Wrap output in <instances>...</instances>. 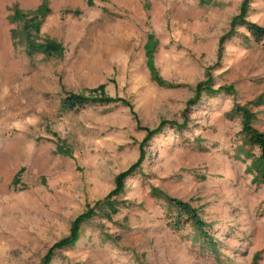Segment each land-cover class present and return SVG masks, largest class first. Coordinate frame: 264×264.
Segmentation results:
<instances>
[{
	"label": "rangeland",
	"instance_id": "1",
	"mask_svg": "<svg viewBox=\"0 0 264 264\" xmlns=\"http://www.w3.org/2000/svg\"><path fill=\"white\" fill-rule=\"evenodd\" d=\"M43 2L30 32L62 50L28 54L23 23ZM241 2L0 0V264H264V180L229 115L264 95V43L239 25L220 41ZM245 18L264 26V0ZM148 35L164 85L146 65ZM200 81L232 89L195 97ZM100 86L126 103L62 106ZM252 110L264 132V98ZM136 162L108 216L116 175ZM152 188L196 208L207 240ZM88 210L76 242L55 247Z\"/></svg>",
	"mask_w": 264,
	"mask_h": 264
},
{
	"label": "trees",
	"instance_id": "2",
	"mask_svg": "<svg viewBox=\"0 0 264 264\" xmlns=\"http://www.w3.org/2000/svg\"><path fill=\"white\" fill-rule=\"evenodd\" d=\"M247 1L242 0L241 5L239 6V13L234 16L230 21L229 29L224 33L223 36L220 37V41L225 38H229L232 35L236 34L234 26L239 25L243 26L247 29L250 36L257 42L263 41L264 43V26L258 25L255 22L249 21L245 18V13L247 11ZM44 2L36 9L37 13L41 12V15L33 14L30 19H26L24 21V16L19 11L18 8H14L13 15L15 18L23 19V30L25 32V39H26V48L28 54H32L33 52H42L46 55H50L52 53H58L62 50V46L59 42H56L51 39H46L43 42L37 43L34 40L33 35L30 32V29L37 31L39 29V22L41 21L42 14L45 13L47 10L44 6ZM157 45V41L153 35H148L147 41L144 45L145 49V56H146V65L148 66L151 78L159 85H164V80L158 74L154 62H153V53L155 51ZM166 84V83H165ZM232 89L231 86H221L216 89L211 88L203 81H200L196 84V92L195 97H198L201 92H209V93H217V92H229ZM94 91H99L100 95L98 97H93L91 95L87 96L83 93H68L62 99V106L64 108L73 109L78 106H82L88 101H97L100 103H111V102H121L122 104L126 103L123 99L119 98H112L103 93V86H100L98 89H94L89 91V93H93ZM264 95H259L254 100L247 101L243 105L235 103L229 115L231 117L237 116L240 122V133L243 135L242 144L247 146V155L251 158V169L254 171V180H264V132L258 130L254 125L253 121L255 119V112L252 110L253 106H258L263 103ZM166 121L160 122V124L153 128L147 129L146 138L153 136L154 134L158 133L161 129V126L164 125ZM172 124H176L181 126L182 123L170 122ZM58 150L63 151L60 145H57ZM254 147L258 150V154L255 155L251 148ZM140 158L143 157L142 147H140ZM137 162L131 165L126 170L118 173L115 177V188L108 194L106 199V206L109 208L108 216L111 213L116 211V208L113 206V201L110 200V197L118 192L121 187L122 178L125 177L128 173L134 170L137 166ZM152 195L156 198L165 199L168 203H171L175 206L177 213L181 216H185L186 221L192 223L198 230L199 234L204 236L207 240L208 236L206 231L204 230V226L206 223L199 217L197 213V209L192 207L189 203L177 199L175 197H171L167 195L165 192L158 188H152ZM91 213L90 210L78 215L71 224L70 233L68 236L59 240L55 247L60 246H70L73 245L77 238H78V228L80 223L89 216ZM180 217L173 219L169 222L173 228H178L180 224ZM185 221V220H184ZM260 257V253L256 252L254 254V258L257 259ZM49 262L48 256L41 262V264H47Z\"/></svg>",
	"mask_w": 264,
	"mask_h": 264
}]
</instances>
